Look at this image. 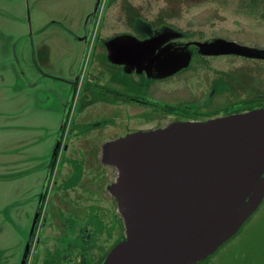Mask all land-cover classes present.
<instances>
[{
    "label": "flooded vegetation",
    "instance_id": "1",
    "mask_svg": "<svg viewBox=\"0 0 264 264\" xmlns=\"http://www.w3.org/2000/svg\"><path fill=\"white\" fill-rule=\"evenodd\" d=\"M114 1L105 0L99 20L101 3L97 10L94 7L86 20L83 37L80 36L86 41L84 56L86 53L87 56L85 60L82 58L72 79L62 118L65 123L59 129L48 164L53 163L54 167L39 195L40 211L37 208L35 226L25 246L26 250L28 245V251L24 264L38 261L48 264L65 246L80 249L71 263L81 264L87 260L85 252L97 253L91 240L101 245L122 237V230L119 235L115 231L119 230L116 218L121 221L117 211L107 200L105 204L102 200L95 202V195H91L94 184L88 181L91 176L86 170V165L99 160L97 150L122 136L118 134L157 128L168 121L207 119L264 109L263 30L238 29L237 34L225 31L213 35L204 30L174 28L163 21L152 25L142 21L138 13L133 15L132 29L105 34L102 32L104 12ZM123 1L126 10L133 8L129 1ZM84 86L86 92L81 93ZM124 112L128 117L122 116ZM89 120L92 122H86ZM68 150L71 160L65 162L63 174L69 177L78 175V171L80 174L82 164L87 176L84 174L81 185L77 179L67 187L58 178L62 156ZM80 153L84 156L80 157ZM86 181L88 189L82 188ZM59 185L63 187L60 190ZM53 199L58 209L54 224L47 229L48 206ZM83 208H88L86 213ZM83 213L89 219L84 227L74 222L69 224L70 217L80 221ZM42 233L48 239L45 249L49 253L38 259ZM49 235L55 241H49ZM69 258H61L62 263L64 259L70 262Z\"/></svg>",
    "mask_w": 264,
    "mask_h": 264
},
{
    "label": "rangeland",
    "instance_id": "2",
    "mask_svg": "<svg viewBox=\"0 0 264 264\" xmlns=\"http://www.w3.org/2000/svg\"><path fill=\"white\" fill-rule=\"evenodd\" d=\"M127 1L133 8L126 10L125 1L115 0L105 9L103 33L132 29L133 15L139 13L142 21L152 25L163 21L174 28L204 30L213 35L225 31L237 34L238 29L263 30L264 34V0H236L234 3L235 0ZM95 4L96 0H0V264H21L24 256L48 164L70 98L72 79L82 58L85 60L87 56V53L84 56L87 48L82 34ZM80 91L86 92V87ZM122 116L128 117V113L124 112ZM121 135L125 133L118 134ZM103 146L97 150L99 160L86 165L88 175L92 177L88 181L94 184L91 195H95V202L102 200L105 204L107 200L116 210L117 202L107 192L115 169L101 162ZM83 156L80 153V157ZM70 160L69 150L65 151L58 178L61 177L62 185L67 187L77 179L81 185L87 176L82 164L80 174L79 171L78 175L70 177L63 174L65 162ZM88 181L82 188H89ZM61 187L59 185L58 190ZM59 194L54 197L55 202ZM54 199L48 206L47 229L54 224L58 209ZM83 210L86 213L88 208ZM70 218L69 224L74 222L80 227L89 220L84 213L80 215V221ZM116 220L119 230L115 231L119 235L122 230L123 234L122 221ZM46 238L42 233L38 259L49 253L45 249ZM121 239L117 237L101 245L95 239L91 240L97 253L85 252L87 260L90 264H98ZM49 241H55L52 235H49ZM60 241L62 244L63 240ZM65 247L60 248L58 254L55 252L48 264H66L69 261L64 259L62 263L61 258H69V255L72 264L71 260L80 249ZM210 258L201 264H264V200L240 230Z\"/></svg>",
    "mask_w": 264,
    "mask_h": 264
},
{
    "label": "water",
    "instance_id": "3",
    "mask_svg": "<svg viewBox=\"0 0 264 264\" xmlns=\"http://www.w3.org/2000/svg\"><path fill=\"white\" fill-rule=\"evenodd\" d=\"M101 162L115 169L107 190L124 228L102 264H195L264 200V109L134 131L104 144Z\"/></svg>",
    "mask_w": 264,
    "mask_h": 264
},
{
    "label": "trees",
    "instance_id": "4",
    "mask_svg": "<svg viewBox=\"0 0 264 264\" xmlns=\"http://www.w3.org/2000/svg\"><path fill=\"white\" fill-rule=\"evenodd\" d=\"M54 167V165H53V163H52V168ZM46 183V182H45ZM40 211V210H39ZM38 211V212H39ZM121 219V218H120ZM124 237V235H122V238ZM222 248V246L215 252V253H213L211 256H209V257H207L206 259H204V260H202V261H200V262H198V263H195V264H201V263H203V262H208L211 258L210 257H214V255H216L218 252H219V250ZM107 254V253H106ZM105 254V255H106ZM104 258L105 257H103L101 260H100V262L98 263V264H102V262H103V260H104ZM210 258V259H209ZM81 264H90V262L88 261V260H83L82 261V263Z\"/></svg>",
    "mask_w": 264,
    "mask_h": 264
},
{
    "label": "built area",
    "instance_id": "5",
    "mask_svg": "<svg viewBox=\"0 0 264 264\" xmlns=\"http://www.w3.org/2000/svg\"><path fill=\"white\" fill-rule=\"evenodd\" d=\"M104 6H105V0H102L101 5H100V9H99L98 20L100 19L101 15L103 13L102 9L104 8Z\"/></svg>",
    "mask_w": 264,
    "mask_h": 264
},
{
    "label": "crops",
    "instance_id": "6",
    "mask_svg": "<svg viewBox=\"0 0 264 264\" xmlns=\"http://www.w3.org/2000/svg\"><path fill=\"white\" fill-rule=\"evenodd\" d=\"M41 264V263H40Z\"/></svg>",
    "mask_w": 264,
    "mask_h": 264
}]
</instances>
